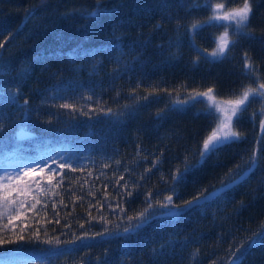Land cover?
<instances>
[{"label":"trees","instance_id":"obj_1","mask_svg":"<svg viewBox=\"0 0 264 264\" xmlns=\"http://www.w3.org/2000/svg\"><path fill=\"white\" fill-rule=\"evenodd\" d=\"M242 4L0 0V174L23 182L16 203L0 201V239L14 241L0 264H232L240 245L239 264H264L263 99L234 116L239 139L199 156L223 116L197 94L212 89L223 106L264 83V0L242 32L208 20ZM225 34L232 43L213 56ZM21 129L35 136L19 140ZM170 187L175 215L156 203Z\"/></svg>","mask_w":264,"mask_h":264},{"label":"snow or ice","instance_id":"obj_2","mask_svg":"<svg viewBox=\"0 0 264 264\" xmlns=\"http://www.w3.org/2000/svg\"><path fill=\"white\" fill-rule=\"evenodd\" d=\"M97 2L99 3V0H97ZM252 3H253V0H243V4L240 7L234 8V9L228 11L223 16L212 15V16L208 17V20H216V21L225 20V21H228L230 23H233L235 28L238 31L242 32L250 23L252 11H253ZM223 7H224V5L217 4L215 6L214 11H216V12L222 11ZM94 12H95V10H93V14H94ZM200 23L201 22H199V21L195 22L192 24L191 27L193 29H195L199 26ZM231 43H232L231 40H229L227 38V34H225V37H224L222 43L220 44L218 49L212 53V55L215 56L218 53H224L225 49L228 48ZM0 47H2V45H0ZM244 61H245L244 65H243L244 69L247 72H253L254 71L253 65L250 61V58L247 56V54H245ZM197 96H208L209 97V102H210L209 113L210 114H211L212 108H216L218 110V112L219 111H225V112H231V114H232V115L225 114L223 116V119H222L221 123L219 124V126L213 128L211 131V134L208 135L203 140L202 147L199 150L200 159L203 160V158L209 152L216 150L219 146L223 145L224 143L231 142L233 139H239V133L234 131L232 128L233 117L237 116L239 114V112L243 110L242 106H244L249 101L250 98L259 96L260 98L264 99V83L259 84L258 88H248V89L244 90L239 99L235 100L234 102L224 104L223 109H221V106L219 104H217L215 102L214 98L212 97V89H209L207 93H199V94H197ZM197 96L192 97V99L195 100L197 98ZM25 103H27V101H25ZM63 107L67 108V107H70V105L65 104V105H63ZM262 112H264V109H262ZM108 113H111V109L108 110ZM260 123H261V127L264 128V120H261ZM256 160H257V154L255 151H253L252 155L249 157L250 165L254 167L256 164ZM53 163H55V162H53ZM154 163H158V160L154 161ZM40 164H43L44 167H47V163L45 161H41L40 163L36 164V168H40ZM67 166L71 167V165H67ZM60 167L63 168V167H65V165L61 164ZM237 167H239V166H237ZM40 170L43 171V168H40ZM33 171H34V169H33ZM184 171H187V167L184 169ZM184 171H181L178 169L177 172L172 175L171 179L174 182L181 180L183 178ZM232 171L233 170H231V169L229 170L230 173ZM20 175L21 174L19 173V171L17 173H14V174L5 172V174L3 176H0V185L10 184L12 179H13V176L19 177ZM23 175L28 176L29 172L26 170V171H24ZM234 182H235V179H233L229 183H234ZM228 187H229V184H223V186L221 188L217 189L214 192H211V193L200 192L196 196H194L191 200L184 201V206L198 204L201 200H209L210 197L212 198V197L216 196L218 192H223ZM5 190H6V188H5ZM168 190L172 194L164 196L163 200H158L156 203L160 208L168 209V211L163 213V214L175 215V214H177L178 210L182 206L173 204V197L175 195L174 187H170ZM15 191L18 195L19 190L15 189ZM128 195H132V193H128ZM150 195H151V193H149V196ZM0 199H2L6 205L10 204V203H16V201L11 199L10 195H5L3 197H0ZM146 199H147V197H146ZM21 203H23V202L21 201ZM152 207H153V205L151 203H149L148 207L145 208L142 212L137 213L133 217H128V219L130 221L136 220L137 224H135V225L130 224L129 228H125L124 231L128 232V231L138 227L139 225L143 224L147 218L146 213H148V210ZM102 234L103 233H97V235H102ZM260 235H261V239L264 240V233H262ZM19 239H23V237L21 236V237H19ZM76 239L79 240L80 237H77ZM249 240H251V238H249ZM73 242L74 241H67L66 243H73ZM5 243H14V241L0 239V245H3ZM49 243H51V241H49ZM56 243H60V241L57 240ZM243 247H244V245H240L238 247V249L236 251H233V253L229 257V259L232 261V264H239L238 252H241Z\"/></svg>","mask_w":264,"mask_h":264},{"label":"rangeland","instance_id":"obj_3","mask_svg":"<svg viewBox=\"0 0 264 264\" xmlns=\"http://www.w3.org/2000/svg\"><path fill=\"white\" fill-rule=\"evenodd\" d=\"M228 11H223L222 13H218V16H223L225 13H227ZM223 21H225V20H223ZM226 23L228 24V25H230V24H232V25H230V27H232V28H235V26H234V24L233 23H230V22H228V21H226ZM224 37H225V35H222V37H221V39H219V42H218V44L221 42V41H223V39H224ZM228 38V37H227ZM229 40H230V38H228ZM263 101H264V99H263ZM217 104H219V103H217ZM209 105H210V102H209ZM220 105V104H219ZM221 105H223L224 106V104H221ZM223 106H221L222 108L221 109H223ZM221 112V115L222 116H224L225 114H227V115H232L231 114V112H225V111H220ZM234 118V117H233ZM5 173H1L0 174V176H3ZM22 180H20V178L19 177H13V179H12V181H11V183L10 184H6V185H0V197H3V196H5V195H10V197L13 195V194H15V189H20L21 187H22ZM5 188H6V190H5ZM0 201L2 202L3 200L2 199H0ZM4 202H2L1 204H3ZM0 204V205H1Z\"/></svg>","mask_w":264,"mask_h":264},{"label":"water","instance_id":"obj_4","mask_svg":"<svg viewBox=\"0 0 264 264\" xmlns=\"http://www.w3.org/2000/svg\"><path fill=\"white\" fill-rule=\"evenodd\" d=\"M221 21H223V20H221ZM221 43H222V41L219 43V46H220ZM16 136H17V138H18L19 140H25V139H28V138L34 137L35 134L32 133V132H30V131H26V130H24V129H21V130H18V131L16 132Z\"/></svg>","mask_w":264,"mask_h":264},{"label":"bare ground","instance_id":"obj_5","mask_svg":"<svg viewBox=\"0 0 264 264\" xmlns=\"http://www.w3.org/2000/svg\"><path fill=\"white\" fill-rule=\"evenodd\" d=\"M26 131H28V130H26ZM31 132V131H30ZM33 133V132H32ZM32 138V137H31ZM29 139V138H28ZM26 140V139H25Z\"/></svg>","mask_w":264,"mask_h":264}]
</instances>
